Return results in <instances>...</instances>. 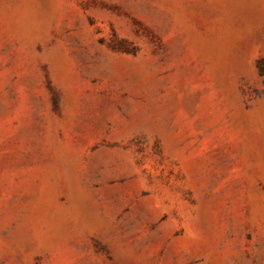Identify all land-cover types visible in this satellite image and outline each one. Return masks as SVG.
I'll return each mask as SVG.
<instances>
[{"label": "rangeland", "instance_id": "obj_1", "mask_svg": "<svg viewBox=\"0 0 264 264\" xmlns=\"http://www.w3.org/2000/svg\"><path fill=\"white\" fill-rule=\"evenodd\" d=\"M0 264H264V0H0Z\"/></svg>", "mask_w": 264, "mask_h": 264}]
</instances>
